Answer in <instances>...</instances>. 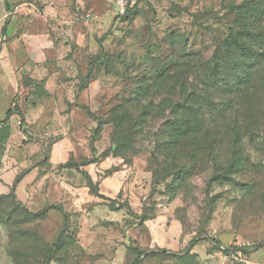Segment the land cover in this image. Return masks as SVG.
Listing matches in <instances>:
<instances>
[{
  "label": "rangeland",
  "instance_id": "rangeland-1",
  "mask_svg": "<svg viewBox=\"0 0 264 264\" xmlns=\"http://www.w3.org/2000/svg\"><path fill=\"white\" fill-rule=\"evenodd\" d=\"M249 1L264 6V0H144L128 15L117 18L111 0H96L89 7L93 17H104L92 22L90 35L95 36L98 50L89 53L88 70L82 72L83 84H89V100L83 106L95 118L91 117V132L98 128L95 137L91 133L87 137L94 156L82 163L72 161L57 167L59 172H80L81 167L102 158L119 160L142 175L139 187L146 190L141 202L147 215L159 206H177L174 218L182 225L185 236L219 250L228 247L223 252L232 257V264H258L264 259V113L258 120L250 119L252 126L251 122L247 124L241 145L232 144V133L223 126L224 118L214 113L209 119L211 151L207 152L202 142L187 149L197 154L196 175L191 179L181 182L178 173L170 176L172 161L166 156L155 158L158 143L166 139L164 124L172 116L164 103H175L183 97V68L213 59L218 47L229 38L238 15L232 8ZM108 15L111 20H105ZM60 40L72 45L71 39ZM203 81L204 77L199 76V82ZM151 100L156 109L150 115L156 118L149 121L150 117L144 115L141 121L145 124L133 128ZM3 111L4 105H0V117L4 116ZM236 112L226 116L227 125L235 122ZM245 119H241L242 126ZM22 121L17 128L19 142H35ZM132 128L134 134L129 136ZM13 136L10 127L0 129V164L7 144L17 141ZM48 158L46 152L42 162ZM30 169L26 168L21 175ZM157 169L160 174L155 178L153 171ZM83 174L90 188L96 189L98 184L86 172ZM144 174L149 179H144ZM130 216V222H141L140 215ZM62 223L58 207L56 212L36 211L0 197V226L8 231L7 251L16 264H52V259H61L64 247L58 245L65 238ZM58 248L61 250L55 254ZM239 251L243 262L236 260Z\"/></svg>",
  "mask_w": 264,
  "mask_h": 264
},
{
  "label": "crops",
  "instance_id": "crops-1",
  "mask_svg": "<svg viewBox=\"0 0 264 264\" xmlns=\"http://www.w3.org/2000/svg\"><path fill=\"white\" fill-rule=\"evenodd\" d=\"M94 4L96 0H0V129L10 127L17 138L7 144L0 164V197L13 192L29 209H60L64 249L52 264H131L136 248L144 251L140 264H232L223 247L190 246L192 238L174 218L177 206H159L144 223L130 222L132 213L142 214L146 190L139 187L142 175L119 160L109 156L80 172L57 171L94 156L87 140L94 120L83 109L89 84L82 77L90 54L98 50L90 35L92 22L104 17H93L89 7ZM60 39H71L72 45ZM20 117L35 142H19ZM46 152L49 158L42 162ZM84 172L98 184L97 192ZM7 247L8 231L2 225L0 264H14Z\"/></svg>",
  "mask_w": 264,
  "mask_h": 264
},
{
  "label": "trees",
  "instance_id": "trees-1",
  "mask_svg": "<svg viewBox=\"0 0 264 264\" xmlns=\"http://www.w3.org/2000/svg\"><path fill=\"white\" fill-rule=\"evenodd\" d=\"M137 7L129 10L127 15ZM232 11L237 12L238 15L230 30L229 38L218 47L211 61L202 62L198 66L185 65L182 71L183 82L180 85L183 97L175 103L171 100L164 103L171 109L172 116L168 117L164 124L166 139L158 143V157L155 159L159 160L161 156L162 158L166 156L167 160L172 161L175 166L174 169H172L173 166L168 169V174L172 176L178 173L181 182L196 175L194 163L197 154L195 151L187 152V149H193L202 142L204 149L206 147L207 152L211 151L212 134L209 119L214 113L218 112L224 118L223 126L227 129L226 131L232 133L233 145H239L242 142L241 136L248 128L247 124L251 122L250 126H252L253 122L250 119L258 120L264 113V69L262 68L264 64V6L260 2L249 1L233 7ZM190 75L194 80L192 82ZM199 76H203L205 81L199 82ZM256 79L258 81H255ZM154 104L151 100L149 106L143 107V113L136 119L133 128L145 124V121H141L144 115L150 117L149 121L156 118V115H150L156 109ZM83 109L94 118L87 108ZM233 111H237L235 122L227 125L225 118ZM11 114L12 110L9 111L8 117ZM244 118L246 119L242 126L241 119ZM133 128L128 131L129 136L134 134ZM97 131L96 127L92 138ZM199 131L202 133L201 136H198ZM152 157L153 152H151V160ZM186 164L190 167L187 168ZM153 174L157 178L160 172L157 169L153 171ZM96 190L97 188L92 191L97 192ZM2 198L11 199L16 206H23L17 201L13 192L8 197ZM146 212L144 208L140 215L141 224L155 215L154 212L151 215H147ZM197 243V240L192 239L190 246ZM58 246L61 248V243ZM59 248L56 249L55 254L58 253ZM133 253L136 257L131 264H140L139 259L144 251L136 248ZM11 257L16 264L14 257Z\"/></svg>",
  "mask_w": 264,
  "mask_h": 264
},
{
  "label": "built area",
  "instance_id": "built-area-1",
  "mask_svg": "<svg viewBox=\"0 0 264 264\" xmlns=\"http://www.w3.org/2000/svg\"><path fill=\"white\" fill-rule=\"evenodd\" d=\"M142 0H111V5L114 7L115 10V16L116 17H124L125 15H127L128 11L131 9H134L135 7L138 6V4L141 2ZM1 48V45H0ZM225 251L228 250L227 248H223ZM229 250H234L232 248H230ZM240 254L239 256H237L236 260L238 262H243L244 259L242 258V254L241 251H239ZM231 257V256H230ZM232 258V257H231Z\"/></svg>",
  "mask_w": 264,
  "mask_h": 264
}]
</instances>
